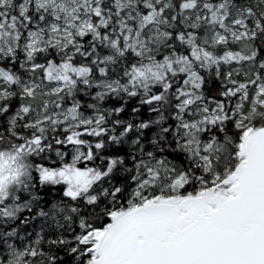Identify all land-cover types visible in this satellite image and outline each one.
<instances>
[{"label":"snow or ice","instance_id":"snow-or-ice-1","mask_svg":"<svg viewBox=\"0 0 264 264\" xmlns=\"http://www.w3.org/2000/svg\"><path fill=\"white\" fill-rule=\"evenodd\" d=\"M0 264H264V0H0Z\"/></svg>","mask_w":264,"mask_h":264}]
</instances>
